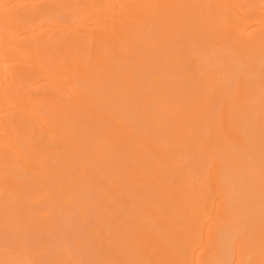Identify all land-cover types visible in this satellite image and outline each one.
<instances>
[{"label": "bare ground", "instance_id": "1", "mask_svg": "<svg viewBox=\"0 0 264 264\" xmlns=\"http://www.w3.org/2000/svg\"><path fill=\"white\" fill-rule=\"evenodd\" d=\"M54 202L111 259L264 264V0H0V211L59 241L0 264H84Z\"/></svg>", "mask_w": 264, "mask_h": 264}, {"label": "rangeland", "instance_id": "2", "mask_svg": "<svg viewBox=\"0 0 264 264\" xmlns=\"http://www.w3.org/2000/svg\"><path fill=\"white\" fill-rule=\"evenodd\" d=\"M83 5V3H77V4H70V5H68V6H65L64 7V10H62L63 11V13H65L66 15H70V14H72V13H74L76 10H78V9H80L81 8V6ZM92 30V29H91ZM87 194V195H86ZM85 195H84V201L85 202H87V203H90L91 201H92V199H93V197H91V193L89 194V193H86ZM90 197H89V196ZM92 196H94V195H92ZM109 196V198H110V196H111V194H109L108 195ZM89 197V198H88ZM111 197H113L114 199H116V202H117V206L119 207L118 209H119V211H121V212H124L125 214H127V215H129V213L130 212H133L134 211V206H135V204L134 203H131V204H125V202H123L118 196H117V198H115L116 196H113V194H112V196ZM91 198V199H90ZM88 199V200H87ZM96 198H94V201H93V203H94V205H93V203L89 206V208H91L90 210L92 211V212H100V211H102V210H107L108 212H107V214H109V213H113V211L112 212H110L111 210H114L113 209V207L106 201V200H104V199H101L102 200V202L100 203V202H95V201H97V200H95ZM117 199H119V200H117ZM87 200V201H86ZM101 200H98V201H101ZM104 200V201H103ZM54 204H55V208H53V210L55 209V215H56V217L58 216V215H60V216H58V220L60 219L61 221H55V223H56V225L57 224H59L58 226H57V231H59L60 229H61V225H62V230H60V231H62V233L59 231L58 233H57V231H56V233H57V235L59 234L60 236H64L65 234H66V237H68V240H67V238H62L63 239V241L65 242V240L64 239H66V241H68V243H69V241H70V243L73 241V243H74V245L75 246H73V243L72 244H70V248L71 247H73V248H76V242H77V240H75V239H78L77 237L79 236V239L82 241V242H84V243H82L84 246H87V247H84V250H85V254H84V256H85V261H83V263L84 264H88L87 262H89L90 261V263L89 264H95V262H96V258L97 257H101V258H97V262H96V264H139V262L137 261V258L136 257H134V258H132V255H133V249L131 248V247H129V248H126V249H123L124 250V253H123V256L124 257H119V256H115L114 255V257L111 259V258H109L108 257V255H107V253L105 252V254H103V255H101V254H96V253H102V252H104V251H112L113 249H114V247L111 249L110 247H106V245H100L99 246V242H97V240H94V237L96 236V234L95 233H93V234H95L94 236H93V234H91L92 233V230L90 231V230H88L89 228L91 229V226H92V221H91V223L89 222L88 223V225H89V227H88V225H86L85 224V222H83L82 220H80L81 218H79V217H81V216H79L78 217V215H79V211L77 210V209H75V212H73L74 211V207L73 206H70L69 208V211H68V207H67V204H64V207H63V205L61 204V205H59L58 206V204L59 203H57V206H56V202H54L53 203V206H54ZM97 206H96V205ZM39 205V204H38ZM37 204L36 205H34V207H33V209H32V211H34V209L36 210V208H38V210H39V208L40 209H43V206L41 205V203H40V205L38 206ZM60 206H62V207H60ZM92 206V207H91ZM94 206L97 208V210H99V211H97L95 208H94ZM71 207L73 208V210L71 209ZM9 207H7V206H5V210H3V211H0V220H2L5 216V220H7V224L6 225H8V226H6V225H4V223H5V221H4V219L2 220V221H0V232H4V234L6 235L7 233H8V231H10V230H12V229H14V230H12V231H10L11 232V235L10 234H8V238H7V240H5L4 238H2V236L0 237V239L2 238V239H4V241H5V243H7V245L6 244H4V246L3 247H1L0 246V252H2V248H5L6 250L5 251H7L8 253L10 252L11 254H13V253H16V255H18V253L20 252V242H17V240H22L23 242H25V243H23L24 245H25V252H27L29 249L28 248H30V252H32V250H33V252L32 253H35V255H37V257H38V255L39 254H37V252L38 253H40V255L42 254V253H44V254H42L43 256H46L47 254H48V252H50V254L52 253V252H54V250H55V247L58 245V239H55L54 238V236L47 230V229H45V228H43V227H41V226H39V225H37L38 224V222H37V220L36 219H34V221H33V223H31V224H29L25 219H24V214L23 213H25V211H22V208H20V210H21V212L18 210V209H16V211L15 210H13V212L11 213H9V211H10V208L8 209ZM59 209V210H57V209ZM61 208V209H60ZM64 208V209H63ZM99 208V209H98ZM4 209V208H3ZM45 209V208H44ZM43 209V210H44ZM66 209V210H65ZM93 209V210H92ZM102 209V210H101ZM18 211V212H17ZM70 211H72V212H70ZM2 212V213H1ZM17 212V213H16ZM56 212H57V214H56ZM78 214H77V213ZM9 213V214H8ZM58 213H60V214H58ZM106 213V212H105ZM6 214V215H5ZM8 214V215H7ZM15 214V215H14ZM33 214V213H32ZM11 215H14L13 217L11 216ZM22 215H23V217H22ZM35 215H37L36 214V212H34V216ZM2 216V217H1ZM11 217V218H10ZM16 217V218H15ZM36 217V216H35ZM2 218V219H1ZM19 218H22V219H19ZM84 218V217H83ZM12 219V220H11ZM78 219H79V221H78ZM104 219H108V218H104ZM12 223V225H10L11 223L9 222V221ZM17 221V220H19V221H17V223H19V224H16L15 223V225L13 224L15 221ZM84 220H85V218H84ZM81 221V222H80ZM108 221V220H107ZM111 220H109V222H110ZM4 222V223H3ZM60 222H61V224H60ZM77 222V223H76ZM79 222V223H78ZM112 222V221H111ZM9 223V224H8ZM20 223H22L23 225H21ZM80 223H82V224H80ZM85 224V227L83 226L84 224ZM78 224H79V226H78ZM3 225V226H2ZM34 225H36V226H34ZM78 227H77V226ZM80 225H82V226H80ZM129 225V224H128ZM9 226H11V227H9ZM14 226V228H12ZM34 226V227H33ZM87 226V227H86ZM2 227V228H1ZM5 227V228H4ZM76 227H77V229H76ZM79 227L80 228H82V231L79 229ZM80 230V231H79ZM83 230H84V232H85V230L87 231V235H90V237H88V236H85L86 235V233H85V235L83 236L82 234H84V233H80V235H75V233L76 234H79V232H83ZM112 230L115 232V231H117V228H116V226L114 227V228H112ZM14 231V232H13ZM64 232H66V233H64ZM68 232H69V234H68ZM88 233H90V234H88ZM1 234V233H0ZM3 234V235H4ZM16 234V235H15ZM62 234V235H61ZM18 235V236H17ZM117 235V234H116ZM119 235V234H118ZM117 235V236H118ZM17 236V237H16ZM72 236H75L74 237V239H73V237ZM104 237L102 238V239H107V240H103L104 242H108L109 243V241H108V236H107V238L105 237L106 235L104 234L103 235ZM120 236H122V235H120ZM120 236H118V237H120ZM72 238V239H70L69 240V238ZM10 238V239H9ZM89 238V239H88ZM121 238V237H120ZM123 238V237H122ZM2 239L0 240V243H3L4 241H2ZM9 239V240H8ZM13 239H14V241H13ZM88 239V240H87ZM96 239H97V237H96ZM116 239H119V238H116ZM95 242H94V241ZM8 241V242H7ZM75 241V242H74ZM14 242V243H13ZM88 242V243H87ZM9 243V244H8ZM67 243V244H68ZM118 243L119 244H122L123 243V239H119L118 240ZM17 244H19V245H17ZM46 244L47 246H44V245ZM88 244V245H87ZM98 244V245H97ZM11 245V247H9ZM39 245V246H38ZM42 245H43V248L41 249L40 248V246L42 247ZM90 245V246H89ZM13 246V247H12ZM15 246H18V247H15ZM7 247L9 248V249H7ZM39 247V248H38ZM99 247H101V248H99ZM11 248V249H10ZM13 248H14V250H13ZM35 248V249H34ZM86 248V249H85ZM100 249V250H98V249ZM107 248L109 249H111V250H107ZM19 249V250H18ZM28 249V250H27ZM41 249V250H40ZM43 249H50L49 251H45V250H43ZM89 249H91V250H89ZM35 250V251H34ZM95 250V251H94ZM104 250V251H103ZM4 251V250H3ZM4 251V252H5ZM12 251V252H11ZM14 251V252H13ZM18 251V252H17ZM28 251V252H29ZM44 251V252H43ZM97 251V252H96ZM99 251V252H98ZM114 251V250H113ZM24 252V254H25V256H27L26 255V253ZM47 254H46V253ZM88 252H90V253H88ZM20 253H23V251L21 250V252ZM32 253H30V256L32 255ZM28 254V253H27ZM53 254V253H52ZM92 255V256H90V255ZM88 255V256H87ZM94 255V256H93ZM98 255V256H97ZM18 256H20V254L18 255ZM28 258H27V260L29 259V260H31L30 259V257H29V255L27 256ZM33 257V255L31 256V258ZM40 257V256H39ZM42 257V256H41ZM96 257V258H95ZM90 260H89V259ZM94 259H95V261H94ZM83 260H84V258H83ZM91 260H92V263H91ZM100 260V261H99ZM32 261H33V259H32ZM102 261V262H101Z\"/></svg>", "mask_w": 264, "mask_h": 264}]
</instances>
